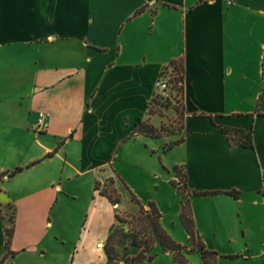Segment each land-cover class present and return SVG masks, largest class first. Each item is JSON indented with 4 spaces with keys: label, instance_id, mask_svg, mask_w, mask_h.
I'll return each mask as SVG.
<instances>
[{
    "label": "crops",
    "instance_id": "0c3cea01",
    "mask_svg": "<svg viewBox=\"0 0 264 264\" xmlns=\"http://www.w3.org/2000/svg\"><path fill=\"white\" fill-rule=\"evenodd\" d=\"M179 58L182 133L137 134ZM175 166L206 246L239 255L219 264H264V0H0V261L14 212L11 264H117L116 214L140 212L124 183L190 249ZM113 175L119 204L97 188Z\"/></svg>",
    "mask_w": 264,
    "mask_h": 264
},
{
    "label": "trees",
    "instance_id": "16d2710c",
    "mask_svg": "<svg viewBox=\"0 0 264 264\" xmlns=\"http://www.w3.org/2000/svg\"><path fill=\"white\" fill-rule=\"evenodd\" d=\"M173 68V74L169 78L170 83L173 84L174 88L182 93L184 97V81H185V66L184 59L179 58L173 60L168 66H166L160 74L164 76V72L169 68ZM172 87V88H173ZM156 96V94H155ZM154 96V98H155ZM263 97V92L261 98ZM154 98L149 104V115H153V110L151 107ZM260 98V99H261ZM186 115V108L185 113ZM196 114V113H195ZM200 116H207L205 113H199ZM213 118V116H210ZM185 118V116H184ZM184 121V120H183ZM183 127V126H182ZM229 139H237L238 143L242 146H253V133L246 132L240 128H234L225 126L222 128ZM137 134H144L150 137H164L169 134L159 131L156 126L149 123V119L142 121L138 128ZM183 141V138L178 139L166 147V150L172 148L173 146L179 144ZM16 171H20L17 169ZM174 171L176 172L177 179L172 180L171 183L177 187L178 193L182 196V209L180 214V220L189 235L192 247L190 249L173 239V237L166 231L162 226L161 217L162 213L154 203H149L145 207L138 197L129 189L131 199L134 203L139 205L140 212L138 214H130L124 212H118L116 214L117 222L114 224L110 230V234L104 246L105 253L108 258L112 261L118 262L121 258V248L127 249L128 246H132L138 250V253L132 257L127 258V262L130 264H144L145 262H151L155 259L156 254L154 253L155 246L160 244L166 251L171 252L174 255V260L178 264H191L185 255V250L189 252L197 250L201 254L203 264H219L220 255L217 251L209 249L204 243L201 235L196 229V224L193 218L192 206L190 202V196L192 191L189 189L186 179V171L183 166H175ZM184 172V175L182 174ZM181 179V181H180ZM184 179V180H183ZM1 180V176H0ZM122 180V179H121ZM124 183V181L122 180ZM125 184V183H124ZM183 184V185H182ZM127 187V185L125 184ZM99 189V184L97 185ZM189 191L188 195L184 192L185 189ZM103 195L108 197V199L113 204H119L121 202V196L116 187L110 190V193L106 191H101ZM226 194L238 197L236 191H228ZM197 195H208L210 192H194ZM10 224L5 226L6 235V253L2 257L0 264L4 262L8 257L13 256L15 253L11 251L10 244L15 232V216L14 212L9 218ZM239 255H225L221 257L235 258Z\"/></svg>",
    "mask_w": 264,
    "mask_h": 264
},
{
    "label": "rangeland",
    "instance_id": "374dc122",
    "mask_svg": "<svg viewBox=\"0 0 264 264\" xmlns=\"http://www.w3.org/2000/svg\"><path fill=\"white\" fill-rule=\"evenodd\" d=\"M172 74H173V68L171 67L168 70H166L163 75L170 78L172 76ZM172 87H173V84L171 83V90L166 95L161 94L156 90V96L154 98V101L151 104V107L153 110V115L149 117V123L156 126V128L160 132L163 131V133L169 134L167 136H174L176 134L180 135L182 133L183 120H184V116H185V114H184L185 113L184 97H182V93L178 90V88H174V87L172 88ZM152 118L156 119L155 122L157 124L153 123ZM174 141H176V140L171 141L170 144ZM173 170H174V168H173ZM182 174L184 175V172ZM115 180H116L115 175H113L112 178L109 179L103 187H100L101 190L106 191L107 193L111 194L110 190H112L113 187H115ZM180 181H181V179H180ZM138 182H140V181H138ZM141 184H142V182H141ZM126 188H127L128 192L130 189L135 194V192L128 185ZM175 188L177 190V187H175ZM183 189H185V188H183ZM184 192L186 193V195H188V193H189V191L186 189L184 190ZM177 193H178V190H177ZM181 198H182V196H181ZM11 216H12V214H10V216L8 217V224H10L9 218ZM184 233H186L185 230H184ZM132 252H133L132 246H128L127 249L121 248V258L117 264H130L127 262V258L132 257L131 256ZM154 253L156 254L155 259L148 264H178L174 260V255L173 254H170V255L167 254V251L160 244L158 245L157 248L155 247ZM184 253H185L187 258H191L189 260L191 264H203V260H202V257H201V254L199 253V251L194 250V251L189 252L188 250H185ZM219 255H220V259L226 258V257H221V256H225V255H222L220 253H219ZM124 262H126V263H124ZM1 264H11L10 257H8Z\"/></svg>",
    "mask_w": 264,
    "mask_h": 264
},
{
    "label": "built area",
    "instance_id": "2783aa9c",
    "mask_svg": "<svg viewBox=\"0 0 264 264\" xmlns=\"http://www.w3.org/2000/svg\"><path fill=\"white\" fill-rule=\"evenodd\" d=\"M227 1H228L229 4L234 2V0H227ZM156 90L159 93L164 94V95L169 93V91L171 90V83L169 81V77H167V76L159 77L157 82H156ZM45 116L46 115L44 113H40L39 125H43L44 124ZM263 246H264V241H263Z\"/></svg>",
    "mask_w": 264,
    "mask_h": 264
}]
</instances>
